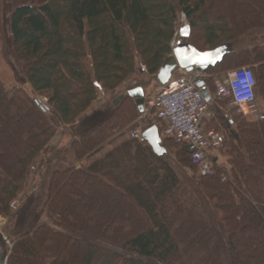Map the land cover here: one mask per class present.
<instances>
[{
  "label": "trees",
  "instance_id": "16d2710c",
  "mask_svg": "<svg viewBox=\"0 0 264 264\" xmlns=\"http://www.w3.org/2000/svg\"><path fill=\"white\" fill-rule=\"evenodd\" d=\"M19 1L12 55L48 104L0 83V217L12 219L26 193L30 202L7 264H264V121L215 99L207 130L223 134L210 151L219 172L203 175L156 114L144 131L159 128L177 167L134 136L143 113L128 92L140 87L125 84L139 70L156 77L181 15L199 31L202 47L193 32L186 41L200 51L233 46L206 72L251 67L264 100V0ZM246 29L256 33L252 47L239 49ZM208 86L215 91L211 79ZM100 96L120 102H106L105 120L46 159L58 131L83 120Z\"/></svg>",
  "mask_w": 264,
  "mask_h": 264
},
{
  "label": "built area",
  "instance_id": "2783aa9c",
  "mask_svg": "<svg viewBox=\"0 0 264 264\" xmlns=\"http://www.w3.org/2000/svg\"><path fill=\"white\" fill-rule=\"evenodd\" d=\"M176 46L177 40H174L173 49ZM211 77L208 73L179 70L166 86L146 98L145 111L154 110L164 125V135L186 143L199 171L213 177L219 171L210 151L222 147L223 134L215 129L207 130V124L215 118L212 103L217 98L230 99V109L239 115L256 110L257 79L251 67L238 68L230 71L225 80H214L212 92L208 86ZM202 85L209 91L210 102L204 96ZM253 119L264 121V113L254 111ZM134 136L146 142L143 131H135ZM220 178L222 182L229 180L224 173H220Z\"/></svg>",
  "mask_w": 264,
  "mask_h": 264
},
{
  "label": "rangeland",
  "instance_id": "374dc122",
  "mask_svg": "<svg viewBox=\"0 0 264 264\" xmlns=\"http://www.w3.org/2000/svg\"><path fill=\"white\" fill-rule=\"evenodd\" d=\"M255 2L257 3V1ZM19 3H20L19 0H0V83L9 91L15 89H23L24 91L27 92V94L31 98L41 100L43 104H48L47 99L40 98L36 94H34L33 90L31 89V86L26 80L24 73L22 72V70L20 69V67L18 66L12 55V51H11L12 37L10 31V19L12 12ZM176 25H177L176 26L177 33L175 35L174 40L175 41L183 40L182 44L189 43L186 41V39L180 38L181 28L189 25V23L184 21L183 18H181V15H179L178 22ZM246 31L247 29L244 31V33H242L243 37H240V39L236 42V46L239 49L252 47V42L250 41V39H253L254 35L252 34H256V33H251L249 35V33H247ZM192 32L194 33V37H193L194 43L200 45L199 44L200 42L198 41L197 38L199 31L194 29V31L191 30V33ZM262 34L263 32L262 33L260 32L258 34L259 36L258 40H260ZM173 41L171 42V46H170L172 50H173L172 47ZM200 47H202V45H200ZM137 65L138 67H140V61H137ZM125 84L127 87L131 89L136 86L143 88L145 92V98H148L156 94L160 89L155 77H151L141 70H139L137 74L130 76L126 80ZM112 99L113 97L104 98L100 96L97 103H95V105L87 113L86 117L83 120L77 123L74 127L61 128L52 140V143L49 147L50 152L48 155H46V159H49V156L53 152L62 150L63 148L68 146L71 143V141L78 135H81L85 132H88L89 130H92L93 128L97 127L103 120H105L110 115V112H106L104 110L105 107L103 108V105L106 102H116V104L120 102L119 97L113 99L115 101H112ZM263 106H264V100L259 101V99H257L256 110L255 109L249 110L248 112L250 114L248 113L243 116L247 119V121H250L254 117V111L259 112L264 110ZM233 115H239V114L233 111ZM149 123H154V124L157 123V120L155 118V113L151 111L147 113L144 112L141 116H139L137 120L133 123L132 127L130 128L133 133L137 130L144 131V129H146V126H148ZM10 147L12 148V144H10ZM69 155L70 157H72L71 153H69ZM169 155H170L169 161L174 167H177L175 157L171 153ZM81 164L82 163H80V165ZM220 164L223 166L226 165V158L221 156ZM77 166H79V164ZM5 167L8 169L6 164ZM26 196L27 193L19 198L18 202L16 203L17 210L15 211V215L12 217V219L0 217V264H4L6 262V259L9 256L8 251L13 245L12 241L18 238L21 232L27 228V219L30 208V202L24 199V197ZM42 221H47L46 216L43 217ZM240 255L243 256L245 254L244 252H240Z\"/></svg>",
  "mask_w": 264,
  "mask_h": 264
},
{
  "label": "water",
  "instance_id": "95a60500",
  "mask_svg": "<svg viewBox=\"0 0 264 264\" xmlns=\"http://www.w3.org/2000/svg\"><path fill=\"white\" fill-rule=\"evenodd\" d=\"M191 30L192 28L189 25L181 28L180 38L189 39L191 37ZM232 52V45H220L211 50L200 51L190 43H181L173 50L172 55L165 60L155 79L161 87H164L181 69L189 73L195 71L205 73L209 68L216 67L218 64L222 63L224 58ZM202 90L207 101L210 102L211 98L209 97V91L205 85H202ZM128 95L136 100L140 111L144 113V89L141 87L132 89L128 92ZM143 138L147 141L157 156L164 158L168 154L167 149L163 146V139L157 126H153L144 131ZM7 262L8 258L4 264H7Z\"/></svg>",
  "mask_w": 264,
  "mask_h": 264
},
{
  "label": "crops",
  "instance_id": "0c3cea01",
  "mask_svg": "<svg viewBox=\"0 0 264 264\" xmlns=\"http://www.w3.org/2000/svg\"><path fill=\"white\" fill-rule=\"evenodd\" d=\"M235 47H236V46H235ZM232 48H233V46H232ZM243 49H244V48H243ZM230 71H232V70H225V71H222V72H219V73L210 74V76H212V77H211V80H212V82H213V85L215 86V82H214V80H220V81L225 80L227 74H228ZM208 74H209V73H208ZM209 80H210V79H209ZM263 108H264V106H263ZM228 110H229L230 112L233 113V110H231L230 107L228 108ZM260 112L264 113V110H262V111H260ZM249 122H257V120L252 119V120H250ZM210 123H211V122H210ZM208 124H209V123H208ZM208 124H207V127H208Z\"/></svg>",
  "mask_w": 264,
  "mask_h": 264
}]
</instances>
